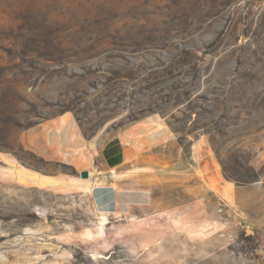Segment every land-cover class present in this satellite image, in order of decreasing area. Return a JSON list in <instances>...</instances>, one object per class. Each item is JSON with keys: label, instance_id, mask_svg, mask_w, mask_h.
I'll return each instance as SVG.
<instances>
[{"label": "rangeland", "instance_id": "1", "mask_svg": "<svg viewBox=\"0 0 264 264\" xmlns=\"http://www.w3.org/2000/svg\"><path fill=\"white\" fill-rule=\"evenodd\" d=\"M27 18L150 43L63 66L9 45ZM3 119L0 264H264V0H0ZM111 140L147 196L117 213L88 191Z\"/></svg>", "mask_w": 264, "mask_h": 264}, {"label": "trees", "instance_id": "2", "mask_svg": "<svg viewBox=\"0 0 264 264\" xmlns=\"http://www.w3.org/2000/svg\"><path fill=\"white\" fill-rule=\"evenodd\" d=\"M82 23L83 25L77 27L65 24L63 31L59 33L52 27L32 23L27 18L25 21L23 20L18 31L10 30L2 35L10 41L9 45L25 48L28 51V54L25 53L27 56L30 53L31 55L37 54V56L50 62L57 60L63 66L70 61H75L69 60L68 55L70 53L68 51L71 47L86 53L91 50L92 52L80 59V61L89 62L94 53H100L102 50H113L119 53L137 52L150 43L148 37L144 35L141 25H135L130 31L126 28L123 31L106 32L102 30L103 22L99 18ZM98 47L102 48L99 49ZM196 49L194 46H186L180 53L181 56L185 57L184 62H189L193 69L196 68L195 65L198 60L195 55ZM132 77L120 75V79ZM71 109L69 106H65L61 111ZM7 113L3 114L6 116ZM0 122L4 128L9 126V122L4 119Z\"/></svg>", "mask_w": 264, "mask_h": 264}, {"label": "crops", "instance_id": "3", "mask_svg": "<svg viewBox=\"0 0 264 264\" xmlns=\"http://www.w3.org/2000/svg\"><path fill=\"white\" fill-rule=\"evenodd\" d=\"M169 144H172L171 140ZM128 150L121 140H111L102 151L101 168L104 169L95 173L93 177L96 179V183H92L88 190L93 203L102 212H122L126 211L135 202H140L139 204L146 202V189L142 188V186H139L137 189L134 186L136 182L142 183L143 179L137 178L136 180L134 178H127L121 180L113 172L120 164L124 163ZM155 157L157 156L155 155ZM177 158V154L174 158H161V160L166 159L170 161L167 164L168 167L165 169L170 171L172 169L174 170L176 168ZM162 166L161 168H164ZM100 174H103V176Z\"/></svg>", "mask_w": 264, "mask_h": 264}, {"label": "water", "instance_id": "4", "mask_svg": "<svg viewBox=\"0 0 264 264\" xmlns=\"http://www.w3.org/2000/svg\"><path fill=\"white\" fill-rule=\"evenodd\" d=\"M79 176H80L81 178H88V177H89V172H88L87 170H81V171L79 172Z\"/></svg>", "mask_w": 264, "mask_h": 264}, {"label": "bare ground", "instance_id": "5", "mask_svg": "<svg viewBox=\"0 0 264 264\" xmlns=\"http://www.w3.org/2000/svg\"><path fill=\"white\" fill-rule=\"evenodd\" d=\"M26 214H27V217L26 218L24 217V219H27L30 215H32V211H30V212H28Z\"/></svg>", "mask_w": 264, "mask_h": 264}]
</instances>
